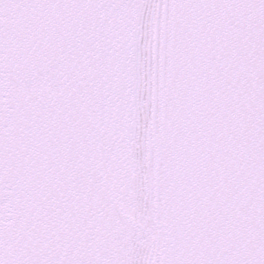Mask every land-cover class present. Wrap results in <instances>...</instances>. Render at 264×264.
I'll return each instance as SVG.
<instances>
[{
    "label": "snow or ice",
    "instance_id": "obj_1",
    "mask_svg": "<svg viewBox=\"0 0 264 264\" xmlns=\"http://www.w3.org/2000/svg\"><path fill=\"white\" fill-rule=\"evenodd\" d=\"M0 264H264V0H0Z\"/></svg>",
    "mask_w": 264,
    "mask_h": 264
}]
</instances>
